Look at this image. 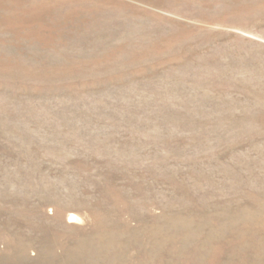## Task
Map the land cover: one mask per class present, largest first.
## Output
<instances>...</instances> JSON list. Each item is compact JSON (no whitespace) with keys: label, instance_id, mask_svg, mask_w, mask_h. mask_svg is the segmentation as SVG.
<instances>
[{"label":"rangeland","instance_id":"obj_1","mask_svg":"<svg viewBox=\"0 0 264 264\" xmlns=\"http://www.w3.org/2000/svg\"><path fill=\"white\" fill-rule=\"evenodd\" d=\"M0 264H264V0H0Z\"/></svg>","mask_w":264,"mask_h":264},{"label":"bare ground","instance_id":"obj_2","mask_svg":"<svg viewBox=\"0 0 264 264\" xmlns=\"http://www.w3.org/2000/svg\"><path fill=\"white\" fill-rule=\"evenodd\" d=\"M69 221L70 222H78L79 218L77 216H75V215H70Z\"/></svg>","mask_w":264,"mask_h":264}]
</instances>
